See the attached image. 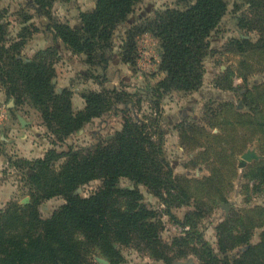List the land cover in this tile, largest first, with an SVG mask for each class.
<instances>
[{"label": "trees", "instance_id": "obj_1", "mask_svg": "<svg viewBox=\"0 0 264 264\" xmlns=\"http://www.w3.org/2000/svg\"><path fill=\"white\" fill-rule=\"evenodd\" d=\"M140 1L95 0L92 10L80 12V27L72 28L52 20L53 0H32L38 12L50 19L47 28L54 39H60L72 54L84 55L88 65L102 70L110 60L114 30L127 20ZM245 3L252 16L247 20L241 18L239 27L264 33V0H245ZM226 11V0H194L182 9L166 8L155 13L146 25H133L126 30L120 46L125 63L135 59V36L149 32L160 43L159 70L164 76L152 88L155 98L148 100L151 113L139 117V107L136 114L122 110L121 129L105 144L70 147L61 152L50 148L42 157L10 160L15 169L23 171L30 200L24 204L9 202L0 210V264H86L88 255L94 252L109 264H118L123 261L119 248L129 245L170 264L175 257L186 254L185 251L173 254L174 246L187 244L186 236L196 239L199 248L192 251L201 264H264V236L257 245H250V234L234 233V225L225 227L234 220L237 222L238 215L227 218L217 228L222 254L239 245H248L238 258H219L193 226L185 231V237H176L170 244L163 242L162 218L144 203L137 187L143 185L158 197L166 207L165 214L175 220L170 208L188 202V195L164 155L159 99L164 92H192L202 86L208 38ZM8 26L0 11V87L16 105L28 104L40 114L47 133L53 137L52 144L62 143L114 104L132 101L125 100L128 94L122 92H89L82 96L83 109L74 111L71 92L66 88L57 90L55 86L57 51L48 47L38 50L31 58L22 56L21 49L37 28L22 26L16 37L10 38ZM245 43L248 41L236 40V50L243 52ZM251 101L248 107L256 106L258 118H251L247 112L238 113V124L256 127L264 135V105L258 100ZM187 130L202 131L189 125L182 129L184 137ZM250 177L264 184V164L255 166ZM122 178L135 186L119 188ZM94 180H100L101 185L93 194L82 197L75 193L79 186ZM53 197H61L65 202L42 220L37 205ZM184 226L191 228L189 220Z\"/></svg>", "mask_w": 264, "mask_h": 264}, {"label": "rangeland", "instance_id": "obj_2", "mask_svg": "<svg viewBox=\"0 0 264 264\" xmlns=\"http://www.w3.org/2000/svg\"><path fill=\"white\" fill-rule=\"evenodd\" d=\"M193 1L138 2L127 20L114 30L110 60L107 68L102 70L88 65L84 55L72 54L60 39H54L52 31L47 28L50 19L38 12L32 0H0V11L9 22L10 38H15L22 26L34 25L37 28L21 49L22 56L31 58L38 50L48 47L57 51L55 86L57 90L66 88L71 92L74 111L83 109L84 106L80 107L79 103L85 102L82 96L89 92L117 91L128 94L125 100H132L126 104H114L62 143L52 144L53 137L47 133L40 114L28 104L16 105L14 99L7 98L0 87V210L9 202L24 204L30 200L23 171L15 169L9 162L24 158L19 157L14 148L18 149L14 140L21 136L23 127L31 137V145L37 143L44 155L50 148L61 152L70 147L105 144L121 129L122 110L136 114L135 109L139 107V117L151 113L148 100L155 98L152 88L164 76L159 70L160 43L149 32L135 36V59L125 63L120 55L125 32L133 25H146L157 12L166 8L182 9ZM226 3L225 15L208 38L202 86L192 92H164L159 99L164 155L188 195V202L170 208L175 220L165 214L166 207L158 197L143 185L137 187L144 203L162 218L164 225L160 238L163 242L170 244L176 237H185V231H190L193 226L219 258L227 256L234 259L248 245H239L226 254L219 251L217 228L227 218L238 215L237 222L233 219L234 223L225 227L228 229L234 225V233L250 234V245H257L264 236V184L250 177V171L255 166L264 164V135L256 127L241 126L236 117L238 113L247 112L256 120L259 116L256 106L248 105L253 103L251 100H258L264 105V33L239 27L241 18L247 20L252 16L245 0H226ZM94 6L95 0H53L50 16L56 22L79 28L80 12L90 11ZM239 39L248 41L243 52L237 51L234 45ZM189 125H195L202 131L192 133L187 130L184 137L182 129H187ZM11 129H14L13 132ZM18 142L21 144V139ZM246 153H254L255 157L240 167L242 155ZM100 185V180H94L79 186L75 193L86 197L97 191ZM134 186L127 178L118 182V187L122 189ZM64 202L61 197L41 201L37 205L41 219H47ZM186 220H189L191 228L184 226ZM185 240L187 244L173 247V254L178 251H185L186 254L175 257L170 264H201L192 251L195 247L199 248L196 239L186 236ZM119 249L123 261L118 264H167L153 259L134 245ZM99 259L107 261L94 252L88 255L86 264H103Z\"/></svg>", "mask_w": 264, "mask_h": 264}, {"label": "crops", "instance_id": "obj_3", "mask_svg": "<svg viewBox=\"0 0 264 264\" xmlns=\"http://www.w3.org/2000/svg\"><path fill=\"white\" fill-rule=\"evenodd\" d=\"M79 106L83 107L84 103L81 101L79 103ZM13 130L14 129H11L12 132H13ZM28 130H31V129H28ZM12 132H10V135L12 134ZM18 137H19L18 139H21V144L18 142V139L14 140L18 143V145H17L18 149H16V146L13 145L14 142L12 143V146H14L15 151H16L15 153L19 157H24L25 159H32V158H38V157L43 156V152L41 151V149H38L37 143L34 146L31 145V142H30L31 137H30L29 133L26 131V129H24V127H23V130L21 132V136H18Z\"/></svg>", "mask_w": 264, "mask_h": 264}, {"label": "water", "instance_id": "obj_4", "mask_svg": "<svg viewBox=\"0 0 264 264\" xmlns=\"http://www.w3.org/2000/svg\"><path fill=\"white\" fill-rule=\"evenodd\" d=\"M255 155L254 153H246L242 155V161L239 163L240 167H243L245 164V161H249L251 158H254ZM100 262H102L103 264H108L107 261L103 260V259H99Z\"/></svg>", "mask_w": 264, "mask_h": 264}]
</instances>
